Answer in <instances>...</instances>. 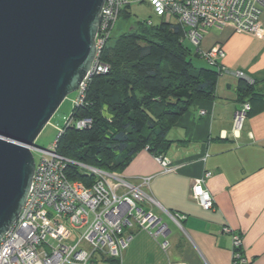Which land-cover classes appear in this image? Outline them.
<instances>
[{"label": "built area", "instance_id": "2783aa9c", "mask_svg": "<svg viewBox=\"0 0 264 264\" xmlns=\"http://www.w3.org/2000/svg\"><path fill=\"white\" fill-rule=\"evenodd\" d=\"M137 3H147L153 13L167 23L180 24L184 40L197 46L200 56L221 74L226 71L222 44L202 46L210 29L231 26L237 31L264 36L261 22L264 0H105L96 35V57L78 89L75 106L84 103L92 78L109 71L110 66L101 61V54L113 36L123 9ZM146 23L154 24L151 19ZM237 75L243 76V73L238 71ZM251 109V103L244 101L236 111L233 129L237 135ZM73 123L76 128L83 129L91 125L92 119L71 117L66 126ZM64 131L65 128L60 130L50 149L31 147L34 156L35 152L41 156L35 157L31 188L19 217L0 239V264H122L123 253L133 238L126 229L133 225L155 239L165 237L161 247L167 250L169 226L148 208L155 203L146 191L153 176L139 177V182L134 183L121 172L81 165L95 173L96 180L88 186L81 180L68 178L67 164L74 161L57 151L59 137ZM156 157L166 171L171 170L165 155ZM211 175L208 171L192 186V198L205 209L215 207V198L205 187ZM166 212L182 227L184 216ZM232 234V264H251L244 252L242 235Z\"/></svg>", "mask_w": 264, "mask_h": 264}, {"label": "crops", "instance_id": "0c3cea01", "mask_svg": "<svg viewBox=\"0 0 264 264\" xmlns=\"http://www.w3.org/2000/svg\"><path fill=\"white\" fill-rule=\"evenodd\" d=\"M261 22L264 27V12ZM213 29L203 47L222 44L226 71L219 75L214 96L195 100L170 130L165 156L171 170L142 149L121 172L134 183L153 176L145 189L155 203L148 208L168 224L169 246L164 250L165 237L155 239L133 225L126 229L133 238L122 264H232V232L242 235L251 264H264V36L231 26ZM243 81L254 83V109L237 135L233 119ZM208 171L212 175L205 187L215 198L211 209L192 198V186ZM166 210L184 216L182 227Z\"/></svg>", "mask_w": 264, "mask_h": 264}, {"label": "trees", "instance_id": "16d2710c", "mask_svg": "<svg viewBox=\"0 0 264 264\" xmlns=\"http://www.w3.org/2000/svg\"><path fill=\"white\" fill-rule=\"evenodd\" d=\"M127 8L120 14L126 20L131 16ZM183 36L180 24L160 19L151 25L136 22L111 37L101 54L109 71L92 78L84 103L74 105L71 115L91 118V125L65 126L58 140V153L74 161L67 164L68 178L90 186L97 175L81 165L122 172L142 149L165 155L172 142L169 132L180 117L195 100L214 96L221 73L211 65L195 68ZM253 90L254 83L245 81L238 88L241 102L252 105L249 115Z\"/></svg>", "mask_w": 264, "mask_h": 264}, {"label": "water", "instance_id": "95a60500", "mask_svg": "<svg viewBox=\"0 0 264 264\" xmlns=\"http://www.w3.org/2000/svg\"><path fill=\"white\" fill-rule=\"evenodd\" d=\"M105 0H0V239L36 166L31 147L96 57Z\"/></svg>", "mask_w": 264, "mask_h": 264}, {"label": "rangeland", "instance_id": "374dc122", "mask_svg": "<svg viewBox=\"0 0 264 264\" xmlns=\"http://www.w3.org/2000/svg\"><path fill=\"white\" fill-rule=\"evenodd\" d=\"M127 9H129L131 16L130 19L126 20L124 17H120L116 22L114 29V38L128 31L131 27H136V22H147L149 19L153 21L154 24L160 22L158 18L152 11L151 7L147 3H137L132 4ZM211 36L215 32L212 28L210 29ZM186 43L190 46L192 50V62L195 68H203L209 64L200 56L196 55L197 46L190 43L188 40H185ZM205 44V43H204ZM202 42V46H204ZM78 90L70 93L64 101L61 103L57 111L54 113L49 123L44 127L39 136L37 137L35 143L41 148L50 149L56 140L61 129L65 128L67 122L69 121L73 109H74V100L77 98ZM41 156L40 153L35 152L36 159H39ZM130 228V227H129Z\"/></svg>", "mask_w": 264, "mask_h": 264}]
</instances>
